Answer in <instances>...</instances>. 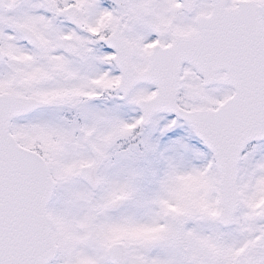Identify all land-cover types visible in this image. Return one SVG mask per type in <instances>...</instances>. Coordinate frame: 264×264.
I'll use <instances>...</instances> for the list:
<instances>
[{"label":"snow or ice","instance_id":"6c2138e0","mask_svg":"<svg viewBox=\"0 0 264 264\" xmlns=\"http://www.w3.org/2000/svg\"><path fill=\"white\" fill-rule=\"evenodd\" d=\"M0 264H264V0H0Z\"/></svg>","mask_w":264,"mask_h":264}]
</instances>
